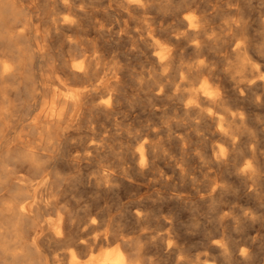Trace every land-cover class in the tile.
<instances>
[{"label":"bare ground","instance_id":"obj_1","mask_svg":"<svg viewBox=\"0 0 264 264\" xmlns=\"http://www.w3.org/2000/svg\"><path fill=\"white\" fill-rule=\"evenodd\" d=\"M151 1L126 0V10L121 9V13L134 16L145 14L152 6L155 7ZM233 6H237V3ZM88 9L80 0H0V84L6 86L8 83L22 82L30 101L41 99L40 110L33 112V115H24L20 118L18 126L22 129L20 133L12 136V139L6 140L0 127V135L4 138L0 143V177L1 179L4 176L11 177L10 174L14 173L12 181L18 184L24 181L13 189L11 196L0 197V213L3 215L0 226L5 227L7 235H14L13 239L0 241V252H3L1 260L5 263L49 264L41 254L34 255L35 252H39L38 242L48 246L70 243L69 264H147L149 258L141 251L143 245L158 250L165 247L170 250L175 248L171 234L173 230L155 237L149 231L141 232L137 236L131 234L128 228H140L150 218V214L141 207L129 208L123 213L126 227L109 218L106 213L102 211L94 213L91 209H85L79 219L73 222L71 209L62 204L61 195L59 196L61 193L58 184L64 177L59 175L56 167L61 164L68 165L69 168L72 166L73 169L96 166L97 173L93 181L99 187L120 188L130 184L149 188L152 182L150 178L148 182L145 181L146 177L155 173L163 154L161 145L149 136L157 133L153 129H149L147 135H137L138 148L131 150L130 145L126 146L117 160L110 164L103 161L106 152L102 148L103 141L96 138L88 143L86 152L73 153L70 147L67 149L62 147L63 150L60 152L58 143L71 135L72 130L78 131L85 123L89 112L110 117L121 106L118 105V101L124 67L119 62L113 64L104 62L105 55L104 57L98 55L91 49V42L87 36H83L85 24L91 16V10ZM106 9L102 11L105 18L110 20L113 13ZM190 9L192 11L194 8ZM119 12L117 13L120 14ZM177 16L176 14V18ZM235 20L226 25L231 29H238L239 24ZM207 22L205 17L194 18L185 11L180 18L179 30L174 29L175 33L167 32L170 44L165 45H163L165 41L163 43L159 41L160 34H157L159 28L154 24L143 27L139 32L140 36H144L140 42L138 41L140 53L149 54L153 51L146 60H143L148 66V77L142 86L147 88L145 98L172 103L175 113L180 116V119L174 121L180 127L174 131L175 133L170 132L174 140L181 143L187 136L188 141H191L189 138L196 134L201 141L200 149L193 153V158L201 163L199 166L187 167L179 164L177 159H169L168 166L174 174L171 176L165 171L155 179V182L163 184L164 195L169 201L184 203L192 208L207 202L216 206L221 212L218 226L223 237H215L211 243L212 247L223 260L232 259L234 255L235 258L246 260L253 240L251 225L254 215L251 208L231 206V197H235L234 195L259 199L263 197L264 174L261 172L263 154L252 145V139L259 131L251 130V143L249 134L243 133L248 129L247 123L250 120L253 122L252 119L257 117V114L237 111L234 105L251 104V108L264 106V103L256 100L257 92L264 90V73L260 68V65L264 64V45H249L250 41L234 42L228 36L230 34L225 41H215L209 36L210 27ZM106 23L101 27L95 26L103 35L116 34L121 39L123 35L119 31L121 24ZM262 25L264 26V21ZM127 35L126 38L131 34ZM53 40H60L62 48L68 47L70 56L58 64H52L49 70L45 67L50 66L49 63L52 62L49 51L51 44L48 46V42ZM171 41L179 48L174 49L175 44ZM93 43L95 44V41ZM184 44L189 45L192 56L188 55L189 51L186 52V48L184 51L181 50ZM220 53L223 58L232 61L231 69L218 78L220 82H225L222 91L218 92L213 88L217 77L208 61ZM252 53H256L258 59H254ZM36 58L40 59L43 70L36 68ZM237 68H243V73L235 74ZM45 70L52 71L59 77L63 75L64 78L59 81V85L54 86L56 78ZM40 77L43 83L40 89L42 93L38 91ZM66 80H71L77 86L66 87ZM0 97V103L7 108L5 104L10 102L8 96L3 92ZM175 99L176 101H173ZM2 110L0 109L1 113ZM258 122L260 124L257 129L264 134V121L260 119ZM170 124L167 127L168 131L171 129ZM25 129L33 130L36 138L28 139L21 132ZM207 133L209 137L206 136ZM87 136L88 134H84L81 137L82 141H85ZM213 137L218 138V141L211 142ZM14 141H17L16 146L13 145ZM9 165H14L13 169L9 168ZM176 176L183 180L184 189L175 186L179 185L175 180ZM164 222L171 225L170 229L173 227L172 217L164 218ZM233 229L242 236L241 241L248 244L241 246L240 252L234 255ZM166 238L169 240L166 241ZM242 242H238V245ZM111 244L116 246L109 248ZM103 246L105 250L94 254ZM82 254H87L89 258L86 257V260L82 261L80 259ZM200 264H214V261L205 259Z\"/></svg>","mask_w":264,"mask_h":264},{"label":"rangeland","instance_id":"obj_2","mask_svg":"<svg viewBox=\"0 0 264 264\" xmlns=\"http://www.w3.org/2000/svg\"><path fill=\"white\" fill-rule=\"evenodd\" d=\"M152 1L151 2L154 4L155 7L152 6L153 8L151 7L148 10L147 13L149 15L145 13L142 15L134 16L129 13H121V9L124 8L126 10V0H104V2L100 0H80V3L85 6V8H89L88 10H91V16L85 24L86 30L84 29L83 34V36H87V39H89V41L91 42V49L95 51L98 55H103V57L105 55V59L103 58V61L105 60L104 62H108L109 64L119 62L124 67L122 69V86L124 89L122 88V86L119 89V93H121L123 96L120 94V101H118V105L121 106L113 116L108 117L100 113L94 114L96 112H93L92 114V112H89L86 116L85 123L78 129V131L72 130L71 135H68L64 138V140L61 141V143H58V147L60 145L59 148H61L60 152L63 150V148L67 149L69 147L72 148L73 153L77 151L86 152L88 143L93 138L99 139L100 141H103L102 148L106 151L103 155V158H105L103 159V161L107 164H110L117 160L119 154L126 148V146L130 145L131 150L138 148L139 141L137 142L136 140L137 135H147L149 129L156 130L157 133L155 135L149 136H152L153 141L161 145V150L163 151V154L157 164L155 173H151L149 174V176L146 177L145 181L148 182L150 178L152 185L149 188L131 186L130 184H125L123 185V187L121 186L120 188L99 187L93 181V177L97 173L96 166H83L82 168L75 167V169H73L74 167L72 166H70L69 168L68 165L61 164L57 166L56 169L59 175L64 177L58 184V189H60L59 193H61L59 194V196L61 195L60 198L62 199V204H66L67 207L71 209V219L73 220V222H76L79 219L80 215L85 209H91L94 213L101 211L106 213L109 218L114 219L118 224L123 227L127 226L125 224V218L123 217V213H125V211L129 208L131 209L141 207V209L150 214V218L140 228H128L131 234L133 236H137L141 232L149 231V233H151V235L155 237L169 230H173L171 234L173 235L172 240L175 246V248L171 249V251L166 247L162 250H158L152 246L143 245L141 247V251H143L149 258V262L147 264H200V262L205 259H212L214 261V264H264V192L263 197L260 199L248 198L244 195H234L235 197H231V206L236 205L245 209L251 208V212L254 215V221L251 225L253 240H251V251L249 252V257L246 260L241 258H235L234 254L240 252L241 246L248 244L247 242H242V236L238 235L237 231H234L233 229L232 231L233 238L235 239V247L233 248L232 254L234 256H232V259L223 260L219 255L218 251L214 250L211 244L215 237H223V235L219 233L220 230L218 226V221L221 212L218 210V208L210 204L209 202L205 204H200L196 208H192L184 203H175L169 201V199H167L164 195L165 187L163 186V184L155 182V179L161 173H165V171H167L171 176L172 174H174L171 168L168 166L169 159H177L179 164H183L187 167H197V165L199 166L201 163L199 162V160L196 161L193 158V153L195 151L197 152L200 149L201 141L199 136H196V134L192 138H189V140L191 141H188V137L185 136V140L183 141L184 143H179L178 141L174 140L172 137V133L170 132L177 131V128L180 127L177 123L174 122L177 119H180V116H177V114L175 113V109L171 105L172 103L170 101L161 102L159 100H156L154 98L152 99L149 97L145 98L147 97V95L145 96V94H147V88H142V86L144 84L145 78L148 77V66H146V61L143 60H146L150 56V54L153 53V51L149 54H142L140 53L138 46L140 39L144 37L143 35L140 36L139 32L142 31L143 27L153 26V24L155 27L159 28V31L157 32V34H160L158 35L159 41L161 43L165 41L163 45L170 44V39H167V32L170 31L171 33H175L179 30L180 18L185 11H188L191 15H193L194 18L205 17V22L208 21L207 23L210 27L209 36L215 41H225L226 38L228 39L230 37L233 39V41H240L242 43H247L250 41V43H248L249 45H264V26L262 25V21H264V0ZM236 3L237 6H233L236 5ZM191 7L194 8L192 9V11L190 9ZM106 8L113 13L111 14L110 20H107L105 18L106 16L102 11ZM93 9H95L96 12L93 11ZM221 9L223 11H221ZM117 12H119L120 14H118ZM176 14L178 15L177 18ZM152 17H154L155 20ZM125 19L127 22L125 21ZM94 20H96V22ZM131 20L134 22V24ZM232 20L238 22V29H231L229 25H226V23ZM105 23L108 25L109 23L121 24L119 31L121 32V34L123 33L122 38L120 39V36H116V34L103 35L102 33H100L96 26L101 27ZM126 23L132 26L128 24L126 25ZM93 25L94 28H92ZM157 25H159L160 27H158ZM44 28L45 26L43 25V29ZM225 31L227 34L225 33ZM127 34L131 35L126 38L125 36H128ZM137 37L139 38V40ZM55 41L56 40H53L52 42L50 41V43L48 42V46L51 44L49 47V51L52 56V62L50 61V66L45 65V67L49 68V70L52 64H58L66 57L70 56L68 47L62 48L60 40L56 42ZM94 41L95 44L93 43ZM251 41H253V43H251ZM122 44H124L125 47ZM173 44H175V42H173ZM177 48L179 47L175 44L174 49ZM181 48V50L183 51L186 48L185 51H189L188 55H190L191 50L188 44H184V46H182ZM101 49H103L102 53ZM221 53L219 55H216V58L215 56H212L208 61L212 65L211 67L213 68L214 73L217 77V82H215L214 85L217 84L215 86L219 87L220 90H217L214 85L213 88L218 92L222 91L225 84V82L223 81L220 82L218 78L224 76V73L231 69L230 63L232 61L231 59L223 58ZM252 55L254 59H258V55L256 53H252ZM107 56L109 57V60L107 59ZM35 66L38 70H43V65L39 58L35 59ZM260 66L262 72L264 73V64ZM49 70H45V72L48 71V74L51 72L50 75L52 74L51 76L56 78L53 85H59V81L61 79L63 80L64 76L61 75L59 77L57 74ZM243 71V68H237L234 73H243ZM66 81V87L77 86L71 80ZM21 83L12 82L8 83L6 86H2L0 84V96L3 92H5L10 100L9 104H5L7 108L3 107V104L0 103V109H3V113L0 112V127L3 129L2 133L5 134L6 140L12 139L17 133H20L22 127L18 126V121L22 116L33 115V112L35 113L41 108V105L39 104L41 99H32V101H30L26 95L24 83ZM42 84L43 83L40 77L38 79V91L41 93L42 91H40V89ZM259 91L262 92L259 93ZM259 91L256 94V100L263 104L264 90ZM173 101H176V99ZM240 104L241 105H234V109H236L237 111H245L247 114H257V117H253V122H251L250 120L247 123L248 129L243 133L245 135L249 134L251 143V130H254L256 132L259 131V133H257L256 136L253 137L252 145L263 154V165L261 166V172L262 174H264V134L262 133L263 131L260 132V129H257L260 124V122L258 121L260 119L264 121V106H257L251 108V104ZM156 109H160L162 111L157 112ZM169 124L171 126V129L168 131L167 127L169 126ZM21 132L26 135L28 139L36 138L33 130L25 129ZM261 133L263 136L261 135ZM84 134H88V136L87 138H85V141H82L81 137ZM206 136L209 137V134L207 133ZM3 139V136L0 135V143H2ZM217 141L218 138L213 137L211 142L215 143ZM16 142L17 141L13 142L14 146H16ZM185 147L189 150H187ZM13 166L14 165H9V168L13 169ZM10 175L13 178L14 173H11ZM83 176L85 177V179ZM11 177L4 176L2 179L0 177V197L3 195H5V197L11 196L13 189H16L18 185L20 186L22 183H24V181H20L18 184L17 182L12 181ZM175 180L177 181V183H179V185L175 186L184 189L183 180L181 178H178L177 176ZM107 188L109 191L107 190ZM103 189H105L106 191ZM168 217L173 218L172 226L174 228L172 227L170 229L169 227L171 225L164 222V218ZM2 220L3 215L0 213V224L2 223ZM4 232L5 227L0 226V241L4 239L10 240L14 238V235H7L8 232H5V234ZM168 240L169 238H166V241ZM238 242L242 243L238 245ZM37 245V250L39 252H35L34 255L41 254L44 257V260L49 261V264H69L71 251L70 243L53 244L48 246L45 245L43 242H38ZM114 246H116V244H111L109 248H112ZM13 249L14 246H12L11 250ZM105 249V246H103V248L98 249L96 252H94V254L100 253ZM0 253V264H10L5 263L3 260H1L3 252ZM86 255L87 254L80 255V259L84 261L86 260V257L89 258V256Z\"/></svg>","mask_w":264,"mask_h":264}]
</instances>
